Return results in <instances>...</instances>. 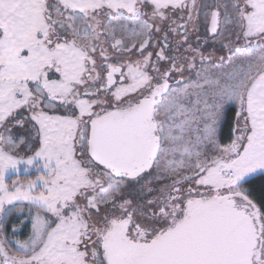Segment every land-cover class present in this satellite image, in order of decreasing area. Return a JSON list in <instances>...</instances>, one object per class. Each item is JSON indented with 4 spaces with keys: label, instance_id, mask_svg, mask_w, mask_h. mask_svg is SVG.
I'll return each instance as SVG.
<instances>
[{
    "label": "snow or ice",
    "instance_id": "1",
    "mask_svg": "<svg viewBox=\"0 0 264 264\" xmlns=\"http://www.w3.org/2000/svg\"><path fill=\"white\" fill-rule=\"evenodd\" d=\"M0 264H264V0H0Z\"/></svg>",
    "mask_w": 264,
    "mask_h": 264
}]
</instances>
